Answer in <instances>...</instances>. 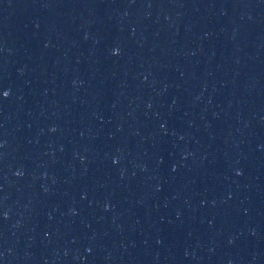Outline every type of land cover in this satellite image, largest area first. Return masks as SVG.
Listing matches in <instances>:
<instances>
[{
	"label": "water",
	"instance_id": "obj_1",
	"mask_svg": "<svg viewBox=\"0 0 264 264\" xmlns=\"http://www.w3.org/2000/svg\"><path fill=\"white\" fill-rule=\"evenodd\" d=\"M0 264H264V0H0Z\"/></svg>",
	"mask_w": 264,
	"mask_h": 264
}]
</instances>
